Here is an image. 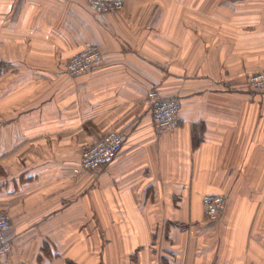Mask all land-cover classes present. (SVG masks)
I'll list each match as a JSON object with an SVG mask.
<instances>
[{"label":"crops","instance_id":"1","mask_svg":"<svg viewBox=\"0 0 264 264\" xmlns=\"http://www.w3.org/2000/svg\"><path fill=\"white\" fill-rule=\"evenodd\" d=\"M90 45L102 63L70 77ZM261 72L264 0H0V264H264ZM151 90L180 103L163 132ZM110 131L114 159L81 169Z\"/></svg>","mask_w":264,"mask_h":264},{"label":"built area","instance_id":"2","mask_svg":"<svg viewBox=\"0 0 264 264\" xmlns=\"http://www.w3.org/2000/svg\"><path fill=\"white\" fill-rule=\"evenodd\" d=\"M125 0H88L89 9L98 15L115 12L124 6ZM103 61V53L99 46L90 45L75 53L65 65V72L70 77L82 75ZM249 89H260L264 86V72L250 75L246 80ZM150 105V117L154 127L160 131L168 130L180 110V103L175 97H163L157 91L151 90L147 94ZM123 143V134L110 131L95 143L82 147L79 167L90 172L98 171L105 164L112 161ZM204 216L210 222H217L226 206V199L222 195H206L202 199ZM9 227V217L0 210V257L10 252V243L5 233Z\"/></svg>","mask_w":264,"mask_h":264}]
</instances>
